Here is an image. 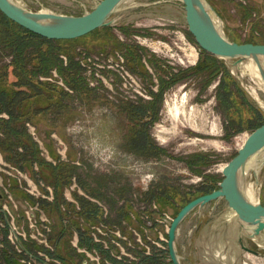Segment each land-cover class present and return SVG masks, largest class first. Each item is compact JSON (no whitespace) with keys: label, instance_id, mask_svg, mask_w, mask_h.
Returning <instances> with one entry per match:
<instances>
[{"label":"rangeland","instance_id":"1","mask_svg":"<svg viewBox=\"0 0 264 264\" xmlns=\"http://www.w3.org/2000/svg\"><path fill=\"white\" fill-rule=\"evenodd\" d=\"M13 1L32 12L78 16L92 10L100 0ZM205 2L221 18L223 33L230 41L264 44V0ZM110 20L113 21L110 27H115L110 32L100 31L55 44L62 51L71 49L70 52L77 54L87 85L94 91L86 100L74 99L60 110L49 108L44 114L39 112L33 117L34 124H24L27 134L37 144L38 156L54 167L59 163L74 167L76 176H71L64 188L55 190L53 184L41 179L43 176L48 180L47 168H40L36 163L8 162L0 152L1 162L17 168L25 177V182L21 179L22 187L15 178L9 182L11 199L8 208L15 224H9V228L0 224V245L3 244L0 262L4 264L7 261L3 256H8L9 252L11 264H82L85 248L98 254L99 258L90 253L97 264H104L105 259L114 260L113 256H119L121 260H111L109 264H171L165 246L166 229L161 220L173 219L184 205L183 198L209 186L210 180L215 179V188L218 189L225 166L252 132L246 127V121L258 123L264 120V87L249 70L251 61L247 60L243 62L244 67L241 63L236 68L232 61L219 59V71L208 85L203 72L198 77L188 75L197 67L199 50L188 32L180 1L126 0ZM118 27H124V30L119 31ZM127 46L141 49V60L136 62L138 69L135 71L129 61ZM60 57L66 63V57ZM160 71L164 75L167 72L181 74L184 78L164 90L157 104L158 119L147 127L149 140L164 150L159 159H154L137 150L136 146L145 145V137L139 139V133L135 135L137 138L133 137L130 129H135L134 124L129 123L119 106L121 102H151L149 92H158ZM40 80L57 84L72 93L55 70ZM217 98L221 99L220 102ZM229 120L239 122L241 132L227 136L224 126L230 125ZM143 122H149V119ZM26 124L34 128L35 139ZM195 154L204 155L210 164H199L193 169L186 167V158ZM8 170L18 177L16 172ZM4 175L0 172V177ZM79 181L88 189L97 191L100 199L96 200L106 210L104 216L98 204L89 201L88 198H95L82 189ZM247 183L253 189V201L264 205V166L258 172L257 185L252 174H249ZM23 188L32 189L33 194L38 191L46 198L34 197ZM59 194L62 202L51 207L49 214L45 213L41 200L53 203ZM76 196L90 202L96 215L100 213V220L95 223L104 221L111 232L120 230V238L114 233L106 236L105 254L98 251L103 244L95 245L87 236L91 227L97 224H89L91 221L88 223L74 213L80 209ZM35 203L41 211H35V220H29L24 212L25 205L33 208ZM67 203L72 207L67 208ZM65 209L68 210L67 219L63 217L61 221L57 211L64 212ZM232 212L222 199L215 205L209 203L195 209L181 222L176 248L183 258L182 264H264V233L255 240L249 238ZM146 215L152 218L149 219L152 224L142 219ZM40 219L45 222L42 224ZM17 221L24 224H17ZM148 226L151 229L146 233ZM77 229L84 231L83 244ZM131 229L138 232L141 240L135 249L128 245L134 238ZM146 234L153 240L149 256L145 249ZM239 238L244 246L261 256L243 250ZM113 239L121 243L120 247L111 242ZM20 245L36 259L30 258Z\"/></svg>","mask_w":264,"mask_h":264},{"label":"trees","instance_id":"2","mask_svg":"<svg viewBox=\"0 0 264 264\" xmlns=\"http://www.w3.org/2000/svg\"><path fill=\"white\" fill-rule=\"evenodd\" d=\"M114 29L115 27H103L94 30L86 36L100 31L110 32ZM116 29L121 31L124 30V27H118ZM60 41L67 40L57 41L42 38L20 27L0 12V114H5L7 116L6 119L0 118V152L3 158L8 162L15 164L23 162L29 164L36 163L40 168H47L49 170L48 180L43 178V176H41V179L43 181H48L51 185L53 184L55 190L58 187L64 188L70 182V177L76 176L74 167L61 163L54 167L51 166L50 163L45 162L43 158H40L36 149L37 144L32 141L30 135L27 134L24 124L26 122L34 124L33 117L39 112H43L42 114H44L49 108L60 110L66 108L74 99L80 98L81 100H86L87 96L94 91V89L89 88L87 85L83 75L84 68L81 66L80 61L76 59L78 57L77 54L74 51L70 52L71 49L62 51L58 46L56 47L55 44ZM192 42L199 50V59L197 67L188 75L198 77L200 73L203 72L206 77V85H208L218 73L221 62L214 56L200 50L194 40H192ZM252 43L257 44L255 42ZM120 46H123V44ZM127 52L130 58L129 61L135 66L133 69L135 71L138 69V66L135 65L136 62H140L141 60V53H139L141 49L138 46H132L128 47ZM61 55L66 57V63L61 59ZM7 58L10 59L5 63L4 60ZM53 70L57 72L64 85L71 90L72 93L67 92L63 87L57 84L40 80L41 77H48L51 75V71ZM162 72L163 71H160V77L158 78V92H149L150 96H152L151 102H143L142 100L135 104H133V102H121L119 106L121 111L128 117L129 123L131 125L134 124L133 126L135 129H130L133 137L137 138L135 136L136 133L137 136L139 133V139L141 138L140 136L145 137V145L136 146L137 150L146 154L145 157H153L154 159H159L160 155L164 153V150L154 145L153 142L149 140L147 127L158 119L157 104L160 102L164 90L170 88L184 78V76H180L181 74L177 75L167 72V75H164ZM217 100L220 102L221 99L217 98ZM248 105L253 108L252 104ZM256 111L260 118L263 119L261 111L259 109ZM70 114L73 113L71 112ZM147 118L149 122H143L144 119ZM228 123L230 125L224 126L227 136H233L241 132L242 128L238 127L239 122L229 120ZM263 123L264 120L258 123L248 120L246 121V124H248L246 127L254 131ZM134 130H136V132H133ZM18 149H21V151ZM205 160L206 157L204 155L195 154L187 157L184 163L186 167L193 169L194 166L199 164L208 166L210 163L207 160V162H204ZM215 183V179H212L209 182V186L201 187L194 191L193 194H189L188 198H183L184 205L200 195L210 193L217 189L215 188ZM79 184L88 195L95 199H100L97 191L94 190L95 193L92 189H88L81 181H79ZM59 195L55 196L53 203H47L41 200L40 204L45 213L49 214V209L51 207H57L59 203L62 202V195ZM148 198V200H150L151 195ZM76 199L80 205L79 211L74 212L77 217H81L87 222L91 221V223L88 222L89 224L95 223L97 219L100 220V218H98L100 213L96 215L94 206H92L90 202L77 196ZM66 205L67 208H69V206L72 207V205L68 203ZM179 210L180 209H178V211ZM66 211L68 210L65 209L64 212L57 211L60 213L58 214L60 215L61 221L64 219L63 217L66 218ZM62 230L63 228L61 229V233H63ZM77 231L80 235L81 244H83V238L85 236L84 231L81 232L79 229H77ZM86 232L88 233V230H86ZM87 236L89 237V235ZM50 242L52 243L53 240ZM24 251L31 254L27 249H24ZM3 259L7 261V264H11L10 260L12 258L10 252L8 256L4 254ZM147 259L150 258L147 257Z\"/></svg>","mask_w":264,"mask_h":264},{"label":"water","instance_id":"3","mask_svg":"<svg viewBox=\"0 0 264 264\" xmlns=\"http://www.w3.org/2000/svg\"><path fill=\"white\" fill-rule=\"evenodd\" d=\"M126 0H100L89 12L81 15H63L53 12H32L13 0H0V12L9 20L47 40H74L96 29L112 26L111 16ZM185 11L188 32L198 48L217 59L232 61L236 68L252 60L258 69L264 86V44L236 43L223 33V22L205 0H178ZM264 166V123L252 131L236 156L225 166L218 189L200 195L177 212L167 231V251L171 264H182L183 258L176 248L177 230L181 222L195 209L220 200L235 213L249 238L257 239L264 233V205L252 203L246 196L247 179L252 174L258 183V172ZM249 170V174H247ZM240 247L255 256L259 252L246 248L241 239Z\"/></svg>","mask_w":264,"mask_h":264},{"label":"built area","instance_id":"4","mask_svg":"<svg viewBox=\"0 0 264 264\" xmlns=\"http://www.w3.org/2000/svg\"><path fill=\"white\" fill-rule=\"evenodd\" d=\"M89 62H90V60H89ZM88 73H90V72H88ZM0 117L7 118L6 115H1ZM26 127L28 128V130L31 129L30 130L31 131L30 134L34 138V128H31L29 124H26ZM1 166L2 167H6L7 169H1L2 168ZM35 168H36V166H35ZM8 169L13 170L14 173L16 172V175H18V177L15 176L13 173L9 172ZM0 172H3L5 174L4 176L0 177V224H6L7 225V228H9V224H15L14 223V217L12 216V214H11L9 208H8L9 200L11 199L10 198V193L8 191L9 190L8 188L10 186L9 182H10V179L11 178L12 179L15 178V179L18 180L19 186L21 185V187H22V184L21 183H23V182H21V179H24V182H25V177L22 175V172H20V170H18L17 168L10 167L9 165H7V163L1 162V160H0ZM2 182H4V184H5L4 186L2 185ZM29 187H30V185H29ZM23 190L27 191L29 194L33 195L34 197H38L39 196L41 198H46V197L42 196V194H40V192H38V191L36 192L37 194H33L32 191H31L32 189L29 191L26 188H23ZM47 190H48V192H50V195H51V191H50V189L48 187H47ZM49 199H52V197L49 198ZM88 199H89V201L94 202L96 205L98 204L97 206L100 208V210L103 211V216L106 214L105 213L106 210L104 209V207H102L101 202L99 200L90 199V198H88ZM142 209L145 210L144 207ZM39 210H40V207H39L38 203H35V206L33 208L31 206L29 207V205L28 206L25 205L24 212L27 214V218L29 220H35V218H36L35 211H39ZM142 219L145 220L147 224H152L151 223L152 218L147 217V215L145 217L143 216ZM149 219H151V220H149ZM40 220H42V219H40ZM171 220L172 219H170L168 217H166V218H164V219L161 220V222L165 226L166 234H167V231H168L169 224H170ZM42 221H43L42 222V224H43L45 222V220H42ZM17 224H24V222L23 221L22 222L17 221ZM94 224H97V225L96 226L94 225V226L91 227L92 230H91V232H89V240L92 243H94L95 245H98V243H102L103 244V246H102L103 248L102 249L101 248L98 249V251L99 252H103L105 254L107 252V250H106L107 249L106 248V239L105 238L108 235V233H112V234L114 233L115 235H117L120 238L121 237V234H120L121 232H120V230H113L111 232L107 228V226L105 225V224H108V223H106L104 221H99V222L94 223ZM147 229H151V226L146 227V230H145L146 233H148L147 232ZM131 232H132L133 237H134L133 238V243L128 242V245H129V247H132V248L135 249V248H137V245L138 244L139 245L141 244V240L139 238L140 236H139L138 232L135 229H131ZM124 239L127 241L126 238H124ZM94 240H97V241L94 242ZM18 241H20L19 238H18ZM111 242H113L116 246H119L120 247V244H121L120 242L118 243L114 239L111 240ZM151 244H153V240H152L151 237H149L148 234H146V246H145V249H146L147 256L151 255L150 254V251H151L150 249H152ZM165 246H166V250H167V240H166V245ZM0 247H3V244H2V246L0 245ZM21 248H22V246H21ZM23 251H24V249H23ZM0 252L1 253L3 252L2 251V248H0ZM83 252L86 255H85V259L83 260L82 264H97V263H95V259L93 258L94 255H91L93 253V254L96 255L97 258H99L98 254L96 252H89V249L88 248H85V251L83 250ZM29 256H30V258H35V256L34 255H31V254H29ZM113 257L115 258L114 260H116V261H120L121 260V257H119V256H113ZM111 260H113V259H111V258H110V260L105 259L103 261V263L104 264H109L108 261H111ZM168 262H170L169 256H168ZM0 264H4V263L1 261Z\"/></svg>","mask_w":264,"mask_h":264},{"label":"bare ground","instance_id":"5","mask_svg":"<svg viewBox=\"0 0 264 264\" xmlns=\"http://www.w3.org/2000/svg\"><path fill=\"white\" fill-rule=\"evenodd\" d=\"M41 12H46V11H41ZM49 12H50V11H49ZM193 57H194V56H193ZM249 61H251V65L248 66L249 70H250L252 73H254L255 77H256V78L260 81V83L263 85L256 64H255L252 60H249ZM242 64H243V63H242ZM243 67H244V64H243ZM246 68H247V65H246ZM248 68H247V69H248ZM245 75H246V74H245ZM263 87H264V86H263ZM256 97H257V96H256ZM261 102H262V101H261ZM262 103H263V102H262ZM174 110H175V113L178 114V110H177L176 108H175ZM247 174H249V170H247ZM260 188H261V187H260ZM253 194H254V193H253V189H252V188L250 187V185H248V183H247V187H246V196H247V198H248V200H249L250 202L256 204L257 202H254L253 199H252V197H254ZM256 197H257V196H256ZM232 213H233V212H232ZM234 214H235V213H234ZM228 219H229V218H228ZM258 246H260V245H258Z\"/></svg>","mask_w":264,"mask_h":264},{"label":"flooded vegetation","instance_id":"6","mask_svg":"<svg viewBox=\"0 0 264 264\" xmlns=\"http://www.w3.org/2000/svg\"><path fill=\"white\" fill-rule=\"evenodd\" d=\"M246 247V246H245ZM246 248H248V249H250V250H253V249H251L250 247H246Z\"/></svg>","mask_w":264,"mask_h":264},{"label":"crops","instance_id":"7","mask_svg":"<svg viewBox=\"0 0 264 264\" xmlns=\"http://www.w3.org/2000/svg\"><path fill=\"white\" fill-rule=\"evenodd\" d=\"M72 1H76V0H72ZM96 4H97V3H96ZM96 4H95V5H96ZM95 5H94V6H95ZM177 231H178V230H177Z\"/></svg>","mask_w":264,"mask_h":264}]
</instances>
